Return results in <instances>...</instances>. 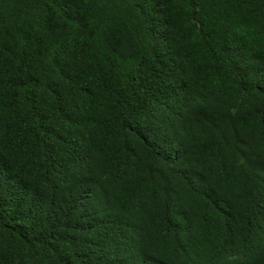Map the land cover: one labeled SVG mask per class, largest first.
<instances>
[{
  "label": "trees",
  "instance_id": "obj_1",
  "mask_svg": "<svg viewBox=\"0 0 264 264\" xmlns=\"http://www.w3.org/2000/svg\"><path fill=\"white\" fill-rule=\"evenodd\" d=\"M0 264H264V0H0Z\"/></svg>",
  "mask_w": 264,
  "mask_h": 264
}]
</instances>
